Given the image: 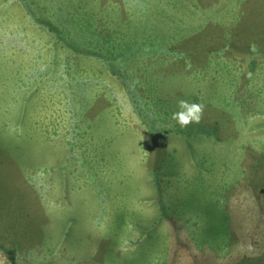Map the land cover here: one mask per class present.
I'll return each instance as SVG.
<instances>
[{"label": "rangeland", "instance_id": "1", "mask_svg": "<svg viewBox=\"0 0 264 264\" xmlns=\"http://www.w3.org/2000/svg\"><path fill=\"white\" fill-rule=\"evenodd\" d=\"M262 72L264 0H0V264H264Z\"/></svg>", "mask_w": 264, "mask_h": 264}, {"label": "clouds", "instance_id": "2", "mask_svg": "<svg viewBox=\"0 0 264 264\" xmlns=\"http://www.w3.org/2000/svg\"><path fill=\"white\" fill-rule=\"evenodd\" d=\"M202 105L199 103H189L185 100L177 101V111L172 113V119L176 121L181 128L190 123H197L200 120Z\"/></svg>", "mask_w": 264, "mask_h": 264}, {"label": "crops", "instance_id": "3", "mask_svg": "<svg viewBox=\"0 0 264 264\" xmlns=\"http://www.w3.org/2000/svg\"><path fill=\"white\" fill-rule=\"evenodd\" d=\"M204 1H207V0H204ZM262 73H264V72H262ZM259 97L261 98V96H259ZM240 122H241L240 123V125H241V129H240L241 133L240 134H241V139L242 140L249 141L254 147H255V145L258 142H260V141L264 142V137H261V135L259 134L260 132H263L262 129H261V124H260L259 120L256 119V120L252 121L253 122L252 126L253 125L255 126L254 130L251 129V120H246L240 115ZM257 122H259V123H257ZM262 123H263V121H262ZM67 162L71 164V161L68 158L66 159V161L61 163V165L58 164L57 162H56V164L59 167H63V164H64V166L66 167L67 166Z\"/></svg>", "mask_w": 264, "mask_h": 264}, {"label": "trees", "instance_id": "4", "mask_svg": "<svg viewBox=\"0 0 264 264\" xmlns=\"http://www.w3.org/2000/svg\"><path fill=\"white\" fill-rule=\"evenodd\" d=\"M207 1H208V0H207ZM211 1H212V0H211ZM212 2H213V1H212ZM159 168H160V167H159ZM160 169H161V168H160ZM162 172H163V171H162ZM262 209L264 210V207H262ZM261 213L264 214V211L261 210ZM231 218H232V220H233L234 222H237V221L239 220L240 217H238L237 214H233ZM173 230H175V228H173ZM173 230H172V231H173ZM175 238H176V237H175Z\"/></svg>", "mask_w": 264, "mask_h": 264}]
</instances>
